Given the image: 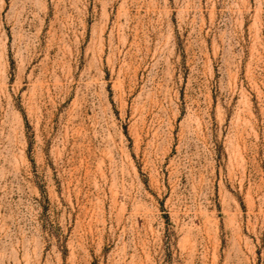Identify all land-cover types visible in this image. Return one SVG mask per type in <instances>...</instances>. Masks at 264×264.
<instances>
[{
	"label": "rangeland",
	"instance_id": "374dc122",
	"mask_svg": "<svg viewBox=\"0 0 264 264\" xmlns=\"http://www.w3.org/2000/svg\"><path fill=\"white\" fill-rule=\"evenodd\" d=\"M0 264H264V0H0Z\"/></svg>",
	"mask_w": 264,
	"mask_h": 264
}]
</instances>
